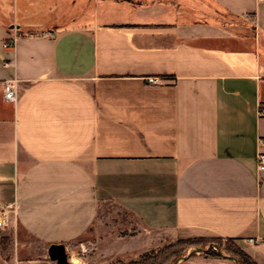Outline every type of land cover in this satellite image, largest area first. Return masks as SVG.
I'll return each instance as SVG.
<instances>
[{
	"label": "crops",
	"instance_id": "1",
	"mask_svg": "<svg viewBox=\"0 0 264 264\" xmlns=\"http://www.w3.org/2000/svg\"><path fill=\"white\" fill-rule=\"evenodd\" d=\"M261 108L264 0H0V205L16 206L17 260L219 237L264 264ZM110 205L133 237L103 239Z\"/></svg>",
	"mask_w": 264,
	"mask_h": 264
},
{
	"label": "rangeland",
	"instance_id": "2",
	"mask_svg": "<svg viewBox=\"0 0 264 264\" xmlns=\"http://www.w3.org/2000/svg\"><path fill=\"white\" fill-rule=\"evenodd\" d=\"M98 222H102V236L104 240H107L110 237L129 238L133 237L137 233V225L134 224L131 216L125 214L121 209L112 205L104 207V209L101 210ZM13 231V228L7 230L0 229V264H57L56 261L50 259L47 252H44L46 253V256H38L35 253H30L28 255L29 260H17L16 243ZM167 247L176 249L177 256L174 258V260L181 256L187 255L189 252L197 248L203 249L202 251L195 252L192 255L196 256V258H194L195 260L197 259V264H237L234 260L222 256L219 250L225 254L234 256L235 251L240 250L241 248L234 240H227L219 237H196L191 238V240L188 242H178V240H171L152 248L151 250L147 251V253L154 254L161 248L166 249ZM207 251H211V254H206ZM87 253L90 258L85 261L80 259L73 260L70 256L69 258L75 264H98L96 263L97 254H93L90 250ZM102 257H104V259L101 261L102 263L99 264H132L131 259H115L110 261L107 260L106 254H103ZM138 257H140V255ZM199 260H202V262ZM179 264H189V262L181 260V263Z\"/></svg>",
	"mask_w": 264,
	"mask_h": 264
},
{
	"label": "built area",
	"instance_id": "3",
	"mask_svg": "<svg viewBox=\"0 0 264 264\" xmlns=\"http://www.w3.org/2000/svg\"><path fill=\"white\" fill-rule=\"evenodd\" d=\"M17 41V36L12 37L9 39L6 44L7 45H14ZM149 82L155 83L157 81V78L154 76H150L148 78ZM17 78H11L7 79L3 82L4 87V96L7 100L15 101L17 99V93H16V87H17ZM260 115H264V108H261L259 110ZM260 147L258 153V161H259V168L261 170H264V139L260 140ZM16 212V206L13 202L6 203L3 205H0V229H6L11 220V213ZM250 241H259L258 238H250Z\"/></svg>",
	"mask_w": 264,
	"mask_h": 264
},
{
	"label": "trees",
	"instance_id": "4",
	"mask_svg": "<svg viewBox=\"0 0 264 264\" xmlns=\"http://www.w3.org/2000/svg\"><path fill=\"white\" fill-rule=\"evenodd\" d=\"M191 239H181L178 242H188ZM227 240H232L227 238ZM218 254L217 252H215ZM206 254H211V251H207ZM177 256L175 248H161L154 254H148L144 252L138 258L131 259L132 264H172ZM234 256H236L241 264H259L255 261L250 254H248L244 249L235 251ZM174 260V261H173Z\"/></svg>",
	"mask_w": 264,
	"mask_h": 264
},
{
	"label": "water",
	"instance_id": "5",
	"mask_svg": "<svg viewBox=\"0 0 264 264\" xmlns=\"http://www.w3.org/2000/svg\"><path fill=\"white\" fill-rule=\"evenodd\" d=\"M203 249L197 248L191 252H189L187 255L181 256L177 258L172 264H177L179 261L183 259H187L190 256H192L195 252L202 251ZM207 250V249H204ZM220 254L224 257L230 258L234 260L237 264H240L236 257L225 254L219 250ZM48 255L50 259L56 261L57 264H75L73 261H71L68 257V253L66 250V245L62 242L60 243H51L48 247Z\"/></svg>",
	"mask_w": 264,
	"mask_h": 264
}]
</instances>
